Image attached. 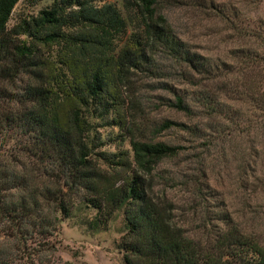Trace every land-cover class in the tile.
I'll return each mask as SVG.
<instances>
[{"label":"trees","instance_id":"obj_1","mask_svg":"<svg viewBox=\"0 0 264 264\" xmlns=\"http://www.w3.org/2000/svg\"><path fill=\"white\" fill-rule=\"evenodd\" d=\"M19 1L0 0V235L12 243L1 246L0 264L17 252L24 264L53 263L61 222L79 202L97 211L99 225L124 211L125 264H264V242L229 215L205 216L211 231L194 235L151 183L156 167L184 149L156 138L165 130L206 138L205 153L235 132L254 149L260 132L264 147V22L239 26L240 14L214 0H52L10 26ZM178 4L208 9L234 32L239 44L226 60L195 52L176 33L169 12ZM145 78L194 87L190 94L164 82L174 98L160 96L194 123L168 118L147 133L138 123ZM99 121L126 128L131 156L100 149L91 137ZM253 175L264 193V178ZM216 221L228 226L216 230Z\"/></svg>","mask_w":264,"mask_h":264},{"label":"rangeland","instance_id":"obj_2","mask_svg":"<svg viewBox=\"0 0 264 264\" xmlns=\"http://www.w3.org/2000/svg\"><path fill=\"white\" fill-rule=\"evenodd\" d=\"M51 1L20 0L12 13L10 26L37 16ZM207 1L211 4L212 0ZM99 2H115L121 5L123 0ZM200 2L202 1L195 0L194 5ZM214 4L232 7L238 12L240 18L235 24L239 26L250 21L264 22V0H214ZM206 10L178 4L170 9V22L176 33L195 52L211 60H226L228 51L239 42L233 38L234 32L228 29L225 22L211 15L210 10ZM164 82L175 85L177 89L190 90V94L193 93L191 89L196 90L187 84L166 78L161 81L154 78L138 81V96L143 107V114L138 115V123L145 124L149 128L146 131L149 134L156 125L168 118L187 124L194 123L185 113L162 103L160 96L174 98L173 91ZM99 122L101 125L97 126V132L94 130L91 137L104 142L100 149L110 153L126 150L131 156L130 137L126 128ZM128 122L132 124L131 119ZM208 122L210 120H204V123ZM214 133L215 137L220 132ZM260 137L259 132L254 149L249 135L235 132L231 137L212 146L209 153H205L202 142L206 138L194 139L184 129L163 131L157 135L158 140L182 144L184 149L178 156L164 160L154 170L151 179L154 195L173 207L177 222L194 235L201 236L205 231L209 233L211 230L204 226V217L220 213L229 215L231 224L239 230L264 242V193L258 186L259 179L253 175L256 173L264 178V147ZM96 212L84 202L77 203L70 217L61 222L60 233L56 236L57 251L53 263L50 264H125L121 249V238L127 229L124 211L118 210L106 226L97 223ZM215 223L216 230L220 226H228L222 221ZM2 229L0 225V234ZM3 240L0 235V258L4 257L3 251L6 250L1 246H8V251L12 247L10 240ZM22 255V252H17L18 258L11 264H24L25 259H20Z\"/></svg>","mask_w":264,"mask_h":264}]
</instances>
